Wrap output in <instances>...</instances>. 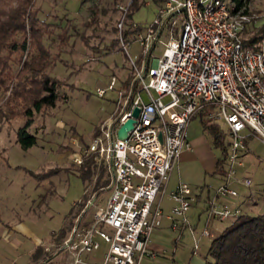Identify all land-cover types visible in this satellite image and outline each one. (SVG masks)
Here are the masks:
<instances>
[{"label":"built area","instance_id":"2783aa9c","mask_svg":"<svg viewBox=\"0 0 264 264\" xmlns=\"http://www.w3.org/2000/svg\"><path fill=\"white\" fill-rule=\"evenodd\" d=\"M131 2L117 5L122 13L117 36L133 79L128 87L117 90L123 99L100 123L83 154L75 157L79 164L84 155L93 154L97 163L106 166L109 197L92 220L86 223L78 215L60 237L55 254L66 264H140L146 256L156 257L158 253L149 245L164 216L172 229L194 232L187 215L191 187L186 183L175 186L169 194L168 213L162 197L176 161L191 148L187 131L198 111L211 107L205 117L227 126L225 173L208 206V219L223 221L243 214L235 201L240 196L237 186L249 187L252 179L240 178L238 167L248 152L249 138L264 143V36L256 49L245 47L242 41L243 32L256 26L264 11L237 10L227 0H164L149 24L132 19L127 24ZM126 27L132 31L127 38ZM132 43L141 52L140 64ZM116 87L113 76L96 93L103 97ZM165 97H169L167 102ZM134 107L140 111L133 128L120 139L118 129L132 116ZM207 236H211L208 227L200 236L194 234V255L199 253L201 237Z\"/></svg>","mask_w":264,"mask_h":264},{"label":"rangeland","instance_id":"374dc122","mask_svg":"<svg viewBox=\"0 0 264 264\" xmlns=\"http://www.w3.org/2000/svg\"><path fill=\"white\" fill-rule=\"evenodd\" d=\"M128 2L35 0L40 18L54 24L44 35L43 43L53 62L48 71L62 83L59 88L61 98L56 106L35 113L29 130L38 140L27 150L16 141L17 128L24 119H6L0 113V264H66L61 255L55 254V245L60 241L63 229L67 233L78 215L88 223L106 206L108 185L104 189L95 188L101 171H104L103 178H109L106 166L98 162L93 179L84 182L77 172L75 157L83 154L97 127L115 110L118 100L123 99L117 90L124 87L122 81L132 68L120 45L112 46L111 43L117 37L115 28L122 18L117 5ZM5 3L14 7L16 0ZM248 7L252 12H263L264 0H250ZM156 11V2L146 0L134 12L132 20L149 24ZM263 24L264 18L259 19L256 26H250L242 36H252L257 32L256 27ZM65 27H68V34L63 40L60 32ZM132 44V53L139 55L137 63L140 64L141 52L137 43ZM28 45L30 51V41ZM29 51L21 57L20 54L8 56L5 52L0 69L9 88L0 90V105L16 83ZM159 52L157 50L156 54ZM113 76L118 88L108 90L103 97L98 96L96 89L106 88ZM142 96L148 101L145 92ZM168 100L169 97L163 98L164 102ZM212 110L211 107L202 109L191 118L187 131L191 149L182 152L176 161L163 198V203L169 206L172 201L168 193L174 186L186 183L191 187L193 198L187 215L195 233L185 228L179 237V232L170 228V222L164 219L163 233L153 234L152 240L158 241L165 250H155L158 253L155 258L146 256L144 264H166L173 252L179 264H187L194 234L200 236L206 226L208 206L222 181L219 174L212 172L214 161L224 156L223 147L215 146L211 132L203 126V113ZM219 123L226 133V124ZM224 141L225 144L228 142L227 137ZM246 144L249 151L242 157L243 165L238 167V175L250 177L252 185L237 186L240 196L235 201L242 203L245 212L260 214L264 213V143L258 138H249ZM253 199L259 201V205L251 209ZM210 219L208 228L212 235L201 238L196 264H204L212 238L232 222L230 219ZM45 246L50 250L47 251ZM38 247L42 252L34 258Z\"/></svg>","mask_w":264,"mask_h":264},{"label":"trees","instance_id":"16d2710c","mask_svg":"<svg viewBox=\"0 0 264 264\" xmlns=\"http://www.w3.org/2000/svg\"><path fill=\"white\" fill-rule=\"evenodd\" d=\"M154 1L159 5L164 0ZM230 1L235 4L237 10H249L250 0ZM5 2L6 0H0V66L4 63L5 52L8 56L16 57L20 54L21 57L27 50L29 51V41L31 47L17 75L16 83L13 84L10 94L0 105V113L6 119L16 117L24 119L23 124L17 128L16 141L21 148L27 150L38 140L37 135L29 130L35 113L44 108L56 106L61 98L59 88L62 83L58 77L48 71L53 62L48 47L43 43L44 35L50 32L49 28L54 24L40 18V9L35 6V0H16L14 7L7 6ZM145 2L146 0H132L127 13V24L134 12ZM256 29L257 32L252 36H242L245 47L257 48L256 43L264 36V24ZM115 30L118 32L117 26ZM246 31L247 29L243 33ZM60 34L64 40L65 35L68 34V27L63 28ZM130 34L132 31L126 27L124 36L127 38ZM111 45L119 46L118 36ZM133 76L131 71L122 81L123 85L128 87ZM8 88L9 85L3 79L0 69V90L7 91ZM203 117V126L211 132L215 146L223 147L224 156L217 160L214 171L222 177L225 173L227 143H224V139L226 133L221 129L219 122L205 118L204 114ZM97 132L98 127L93 136ZM96 167L95 156L93 154L84 155L81 163L78 164L77 172L84 182H88L93 179ZM103 173L104 171H101L100 177L96 179L95 188L97 189H104L109 183V178H103ZM64 234L63 229L60 237ZM41 252L42 248L38 247L33 257L38 258ZM205 261V264H264V213L243 212L235 218L230 225L212 238Z\"/></svg>","mask_w":264,"mask_h":264},{"label":"crops","instance_id":"0c3cea01","mask_svg":"<svg viewBox=\"0 0 264 264\" xmlns=\"http://www.w3.org/2000/svg\"><path fill=\"white\" fill-rule=\"evenodd\" d=\"M205 116H206V112H204L203 113ZM188 128H189V126H188ZM189 133V132H188ZM189 135V134H188ZM247 148H248V151H249V147H248V144H247ZM191 149V148H190ZM190 149H186V150H184L183 152H187L188 150H190ZM217 160L218 159H216L214 162V168H213V173H214V171H215V169H216V164H217ZM173 171V170H172ZM170 180V179H169ZM175 188V186L170 190V192L173 190ZM167 189H168V185H167V188H166V191H165V194L163 195V197H162V202H163V198H164V196L166 195V193H167ZM170 192L168 193V196H169V194H170ZM248 197L250 198V195H248ZM170 198V197H169ZM259 205V201H257V200H255V199H253V200H251V209H253V208H255V207H257ZM170 206H171V204L169 205V206H167V205H165L164 203H163V208H164V212L165 213H168L169 212V209H170ZM241 206H242V203H241ZM242 208H243V206H242ZM243 211H244V209H243ZM245 212V211H244ZM164 219H166V220H168L169 221V219H167L165 216L163 217V220ZM231 221H233L234 219H230ZM210 221H211V219H208L207 220V223H206V226L205 227H208L209 226V223H210ZM170 222V221H169ZM165 226L166 225H164V223H163V221H162V225H161V227H159V228H157V229H155L154 231H153V234H160V233H163V231H164V229H165ZM170 226V225H169ZM170 228H171V226H170ZM184 229L185 228H183V229H179V230H175L176 232H179V237L181 236V234L183 233V231H184ZM224 229V228H223ZM222 229V230H223ZM174 230V229H173ZM221 230V231H222ZM220 231V232H221ZM219 232V233H220ZM152 234V235H153ZM212 235V234H211ZM218 235V234H217ZM202 238V237H201ZM177 242V241H176ZM177 244V243H176ZM149 248H150V250H156V251H162V252H164V250H165V248H164V246L163 245H161L158 241H155V240H152L151 241V243H150V245H149ZM199 257H200V253H198V254H193L192 253V251H191V257H190V261L187 263V264H196L197 262H198V260H199ZM150 258H155V257H150ZM205 259V258H204ZM144 260H145V257L141 260V262H140V264H144L143 262H144ZM176 261V258H175V253L173 252V255H172V258L170 259V262L168 261V263L170 264L171 263V261ZM177 262V261H176ZM168 263H166V264H168ZM206 263V261L204 260V264ZM146 264V263H145ZM177 264H179L178 262H177Z\"/></svg>","mask_w":264,"mask_h":264},{"label":"water","instance_id":"95a60500","mask_svg":"<svg viewBox=\"0 0 264 264\" xmlns=\"http://www.w3.org/2000/svg\"><path fill=\"white\" fill-rule=\"evenodd\" d=\"M139 107H134L133 111H132V116L129 117L118 129L117 135L118 138H126L128 135V131L131 130L133 128V124L135 121V117L138 116L139 114ZM160 139H161V135H160Z\"/></svg>","mask_w":264,"mask_h":264}]
</instances>
